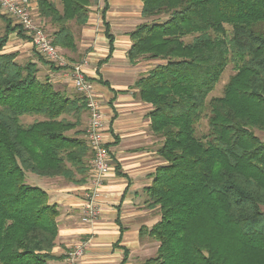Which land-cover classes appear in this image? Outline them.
I'll return each instance as SVG.
<instances>
[{"label":"trees","instance_id":"16d2710c","mask_svg":"<svg viewBox=\"0 0 264 264\" xmlns=\"http://www.w3.org/2000/svg\"><path fill=\"white\" fill-rule=\"evenodd\" d=\"M34 1L46 33L47 21L53 27L52 45L75 50L72 24L86 25L91 0H60V11ZM141 1L146 21L129 32L127 59L163 62L134 88L152 107L164 163L147 188L159 215L147 233L158 248L139 264H264V140L254 133H264V0ZM0 20V264H49L62 259L52 253L59 211L28 174L84 184L86 100L39 79L35 62L4 53L16 27ZM230 64L222 95L208 99Z\"/></svg>","mask_w":264,"mask_h":264},{"label":"crops","instance_id":"0c3cea01","mask_svg":"<svg viewBox=\"0 0 264 264\" xmlns=\"http://www.w3.org/2000/svg\"><path fill=\"white\" fill-rule=\"evenodd\" d=\"M51 1L60 11V0ZM89 9L85 26L77 31L72 24L75 50L57 48L61 55L67 56L69 64L75 63L74 58L86 55L82 59L85 61L83 72L92 84L103 115V139L109 150L110 169L101 189L97 219L90 224L81 222L88 171L82 185L68 183L61 177L29 175L27 180L42 188L49 203L58 207V233L52 253L62 259L49 264H64L69 248L81 243L85 245L81 264H139L155 256L158 248L157 241L147 233L159 221L157 207L149 206L147 188L156 168L164 162L157 155L160 139L150 128L148 114L152 107L136 96L134 85L154 62L131 65L127 59L132 44L129 32L143 22L141 0H91ZM136 20V25L130 28ZM104 22L113 36L111 54ZM12 36L6 52H18L16 61L28 57L21 56L19 47L23 43ZM26 42L25 47H31ZM31 61L37 64L38 78L43 72L56 90L68 96L77 94L70 71L51 69L52 64L45 60L44 63ZM87 124L88 116L84 114L79 129L85 131Z\"/></svg>","mask_w":264,"mask_h":264},{"label":"built area","instance_id":"2783aa9c","mask_svg":"<svg viewBox=\"0 0 264 264\" xmlns=\"http://www.w3.org/2000/svg\"><path fill=\"white\" fill-rule=\"evenodd\" d=\"M0 14L10 19L13 26L19 27L23 35L28 38L31 47L46 62L66 65L43 28V21L34 0H0ZM84 64L83 62L73 65L70 76L73 88L85 98L88 110V124L84 136L91 150L92 158L88 167V187L83 193L81 222L90 224L99 215V197L110 169V155L103 139V115L100 104L93 93L92 84L84 75ZM84 250L85 245L82 243L68 250L65 253L64 264H81Z\"/></svg>","mask_w":264,"mask_h":264},{"label":"rangeland","instance_id":"374dc122","mask_svg":"<svg viewBox=\"0 0 264 264\" xmlns=\"http://www.w3.org/2000/svg\"><path fill=\"white\" fill-rule=\"evenodd\" d=\"M58 3H59V1H58ZM0 16H2L1 14H0ZM6 21H8L9 23H10V25L12 26V27H16V29L14 30V32L13 33H11L10 35H9V37H8V40L10 39V36H12L13 38L12 39H14V36H16L18 39H19V43H23V45H20V47H19V50L23 53L21 56H23V55H29L28 57H23V58H19L18 60H17V62L18 63H20V64H22L23 62H25V61H27V60H31V59H34L36 62H41V61H39L38 60V57H40V58H42L40 55H38L37 53H36V51L32 48V47H25L26 46V41H28V38L25 36V35H23V33L21 32V30L19 29V27L18 26H13V24H12V21L10 20V19H8V18H6L5 16H2ZM160 18H164V17H160ZM144 21H146L145 19H143V22ZM133 23L129 26L130 28H133V26L134 25H136V23H137V20L136 21H132ZM5 23H4V21L3 20H0V35H2L3 34V32H4V25ZM46 30H47V32L50 34L51 32H52V30H53V27L48 23V21H47V23H46ZM76 30L77 31H79L80 29H78V28H76ZM47 33V34H48ZM186 40H189V39H186ZM29 42V41H28ZM7 43H8V41H7ZM7 43H6V45H7ZM6 45L4 46V48H3V52L4 53H14V52H6V50H9V48L10 47H6ZM16 54H17V56L19 55L18 54V52H16ZM59 55H60V57H61V60H63V61H65L64 63H66V65H57V63L56 64H52V65H55V68L57 69V70H60V71H65V70H68V72L69 71H71V67L73 66V65H76V64H81V63H83V62H85L84 60H82L86 55H83L82 56V58H74L73 59V61L75 62H72V63H74V64H69L68 62H66L67 61V56L66 55H64V54H60L59 53ZM17 58V57H16ZM43 59V58H42ZM44 60V59H43ZM138 62H154V64H151L152 66V68L155 66V65H157V64H160V63H163L162 61H159V60H148V59H145V58H141ZM84 66V65H83ZM40 71H41V69H40ZM235 73V68L233 67V65H228L225 69H224V71H223V73L221 74V76H220V78H219V81H218V83L216 84V86H215V88H214V90L211 92V94L209 95V97H208V99L210 98V97H216V96H220V95H222V91H223V88H224V86H225V84L227 83V81H228V79L233 75ZM63 74V73H62ZM70 76V75H69ZM44 77L45 76H43V72H40L39 73V78L40 79H44ZM70 78H71V76H70ZM71 83H72V80H71ZM76 91V90H75ZM76 93H78L77 91H76ZM36 118V117H35ZM23 120V122L25 123V124H29V123H31V122H33L35 119H33V118H28L27 116H24V119H22ZM200 131H205V129H206V120L205 119H203L202 121H201V126H200ZM255 133V135L258 137V138H260V139H262V140H264V133H262V132H259V131H255L254 132ZM160 143H161V140H160ZM30 174H28V176H29ZM158 211V210H157ZM71 248H69V250H70Z\"/></svg>","mask_w":264,"mask_h":264}]
</instances>
